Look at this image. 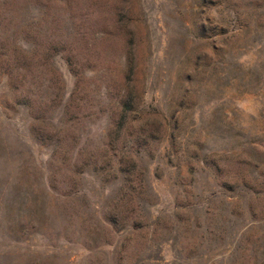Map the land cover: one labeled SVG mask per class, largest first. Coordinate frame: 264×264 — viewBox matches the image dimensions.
Masks as SVG:
<instances>
[{
  "label": "rangeland",
  "instance_id": "374dc122",
  "mask_svg": "<svg viewBox=\"0 0 264 264\" xmlns=\"http://www.w3.org/2000/svg\"><path fill=\"white\" fill-rule=\"evenodd\" d=\"M0 264H264V0H0Z\"/></svg>",
  "mask_w": 264,
  "mask_h": 264
}]
</instances>
